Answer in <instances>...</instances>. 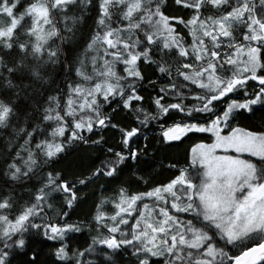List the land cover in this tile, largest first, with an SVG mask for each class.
Wrapping results in <instances>:
<instances>
[{
  "label": "snow or ice",
  "instance_id": "1",
  "mask_svg": "<svg viewBox=\"0 0 264 264\" xmlns=\"http://www.w3.org/2000/svg\"><path fill=\"white\" fill-rule=\"evenodd\" d=\"M174 2L191 15L166 14L167 0H96L95 28L68 63L62 45L75 40L93 0H0V128L15 134L3 174L13 183L36 177L40 185L26 190V200L0 189V264H49L46 241L58 242L55 256L70 264H93L88 254L118 264L122 253L134 264H160L156 257L163 264H264V131L232 126L241 111L264 108V0ZM61 63L76 79L45 97L36 109L40 123L29 129L14 78L47 83L44 70ZM142 65L158 74L147 81L157 93L149 97L152 110L140 95ZM120 110L133 116L131 124L113 123ZM161 118L173 120L161 125L166 141L209 133L211 142L192 146L188 168L169 165L178 175L167 183L143 192L121 185L101 197L87 226L95 234L74 247L82 222L68 210L81 199L77 186L116 178L125 161L144 154L134 141L141 128ZM96 128L117 129L119 150L105 148L110 157L82 178L51 168L68 145L89 144L85 133ZM103 142L101 135L91 144Z\"/></svg>",
  "mask_w": 264,
  "mask_h": 264
},
{
  "label": "trees",
  "instance_id": "2",
  "mask_svg": "<svg viewBox=\"0 0 264 264\" xmlns=\"http://www.w3.org/2000/svg\"><path fill=\"white\" fill-rule=\"evenodd\" d=\"M166 14L181 16L185 19L191 15V12L182 6L176 5L174 0H167V7L164 9ZM79 13V8L77 9ZM84 19L82 25L78 27L75 40L65 42L62 47L64 52L68 55V63H71L76 54L81 52L84 45L90 38L93 29L95 28V19L97 15L96 0H93L92 6L84 10ZM58 27L60 25H57ZM179 27V26H178ZM184 34V33H182ZM59 43V41H57ZM3 53H0L2 55ZM12 56L18 54L13 52ZM63 60V57H61ZM141 70L145 75L144 90L140 91V95L144 96L143 106H152L149 103V97L157 93L152 91L151 86L147 84L149 79H158V74L155 72L154 66L142 65ZM45 73L49 75L47 83L32 81L25 75L23 78H14L15 83L21 85V96L18 100V108L23 114L24 112L31 113L29 117V129L33 123H40V111L37 108L44 107V99L47 95L55 94L57 88L65 89L67 80H75L73 72H65L64 65L58 64L55 66H48ZM163 82V81H161ZM24 85H29L24 88ZM38 90V91H37ZM66 90V89H65ZM10 94V93H9ZM175 102V101H173ZM192 101L186 100L185 103ZM111 107L104 108L105 113L111 114ZM175 119L179 120L180 116ZM133 121V116L124 110H120L113 115V123L121 126H127ZM15 123V122H14ZM173 123V120L161 118L159 121H153L147 127L141 128V134L134 138L135 144L144 149V154L139 156L136 161L127 160L121 165V171L116 178L100 176L99 179H94L92 183L86 185H78L81 199L76 203L70 212L71 221L82 222L80 224L82 231L80 233L72 234V241L74 247L84 248L90 242L91 235L94 232H89L88 225L94 226L93 217L96 212L95 205L100 202L101 197L110 196L115 188L118 186L129 187L132 191H147L157 184L167 183L178 172L175 168L169 165H176L177 168H188L191 164V148L196 143L205 142L210 143L211 140L209 133H188L182 136L177 141H166L162 136V128L166 129ZM133 126H137L133 124ZM233 127H241L249 131H264V108L255 106V111L252 113L241 111L237 114L232 122ZM13 127L0 128V189L13 188L14 194L18 198L28 199L29 194L26 190L38 188L39 182L36 177H33L28 182H11L4 176L5 157L10 156L12 153L6 150L9 141L14 138ZM89 138V144L81 142H74L65 148V151L60 156L51 162V168L61 171L69 179L82 178V174H87L92 168L99 165L101 160L110 157L111 154L105 151L107 147H113L119 150V131L113 128L107 129H94L93 133H85ZM104 137V142L100 145H92L91 141L98 139L100 136ZM147 137V139H145ZM22 142V140L20 141ZM195 167L199 168V165ZM44 170H50L48 168ZM135 173V175H134ZM40 173H37L39 176ZM137 177H143L148 181L143 184ZM106 210L110 209V205H106ZM171 210V209H170ZM174 211V210H172ZM58 246L56 241H46L43 247V258L49 261V264H70L67 260H60L55 256L54 250ZM105 248L106 246H99ZM231 252V249H226ZM110 251V250H109ZM86 260L93 262V264H100L101 261L107 260L106 257L88 254ZM154 259V258H153ZM155 260V259H154ZM161 260V259H160ZM134 258L129 256L128 260L120 259L121 264H134ZM163 263V262H162ZM161 263V264H162Z\"/></svg>",
  "mask_w": 264,
  "mask_h": 264
},
{
  "label": "rangeland",
  "instance_id": "3",
  "mask_svg": "<svg viewBox=\"0 0 264 264\" xmlns=\"http://www.w3.org/2000/svg\"><path fill=\"white\" fill-rule=\"evenodd\" d=\"M239 128H241V127H239ZM187 168V167H186ZM147 202V201H146ZM170 211H172V210H170ZM172 212H174V211H172ZM94 257H95V255L96 254H92ZM117 262H118V264H121L120 263V259H123V260H128L129 259V254L128 253H122V254H120L117 258ZM155 260H158V261H160V264L163 262V258H160V257H156V258H154ZM161 259V260H160ZM105 262H106V260H105ZM134 262V261H133ZM129 264V263H128ZM133 264V263H132ZM163 264V263H162Z\"/></svg>",
  "mask_w": 264,
  "mask_h": 264
}]
</instances>
